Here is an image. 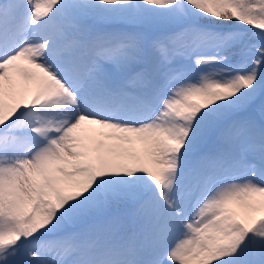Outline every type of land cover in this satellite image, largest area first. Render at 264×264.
<instances>
[{"label":"snow or ice","instance_id":"obj_1","mask_svg":"<svg viewBox=\"0 0 264 264\" xmlns=\"http://www.w3.org/2000/svg\"><path fill=\"white\" fill-rule=\"evenodd\" d=\"M0 264H264V0H0Z\"/></svg>","mask_w":264,"mask_h":264},{"label":"rangeland","instance_id":"obj_2","mask_svg":"<svg viewBox=\"0 0 264 264\" xmlns=\"http://www.w3.org/2000/svg\"><path fill=\"white\" fill-rule=\"evenodd\" d=\"M137 147H138V145H137Z\"/></svg>","mask_w":264,"mask_h":264}]
</instances>
